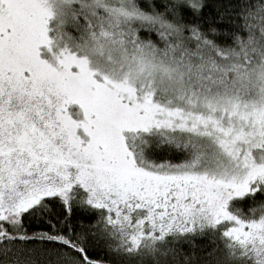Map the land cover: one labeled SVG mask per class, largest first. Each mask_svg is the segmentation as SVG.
I'll return each instance as SVG.
<instances>
[{
  "label": "snow or ice",
  "instance_id": "6c2138e0",
  "mask_svg": "<svg viewBox=\"0 0 264 264\" xmlns=\"http://www.w3.org/2000/svg\"><path fill=\"white\" fill-rule=\"evenodd\" d=\"M0 264H264V0H0Z\"/></svg>",
  "mask_w": 264,
  "mask_h": 264
}]
</instances>
